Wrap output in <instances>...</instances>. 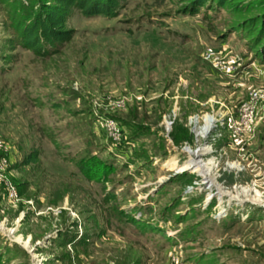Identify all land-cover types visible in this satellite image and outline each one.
I'll return each instance as SVG.
<instances>
[{
	"label": "rangeland",
	"instance_id": "1",
	"mask_svg": "<svg viewBox=\"0 0 264 264\" xmlns=\"http://www.w3.org/2000/svg\"><path fill=\"white\" fill-rule=\"evenodd\" d=\"M121 1L113 18L72 10L42 56L0 0V138L22 197L0 189L1 264H264V98L252 134L235 128L264 93V0Z\"/></svg>",
	"mask_w": 264,
	"mask_h": 264
},
{
	"label": "trees",
	"instance_id": "2",
	"mask_svg": "<svg viewBox=\"0 0 264 264\" xmlns=\"http://www.w3.org/2000/svg\"><path fill=\"white\" fill-rule=\"evenodd\" d=\"M30 8H19L21 0H13L17 14L21 9L22 19L16 21L14 31L18 42L32 49L39 55H49L59 50L61 45L71 39L72 32L66 29L67 17L72 10L78 9L86 16L115 17L122 6L121 0H31ZM38 1V5L37 2ZM192 11L198 12L200 7L208 6L210 9L215 0H190ZM229 0H219L222 6ZM30 9V10H28ZM28 10V12H27ZM15 18V17H14ZM17 19V18H16ZM37 158L36 153L30 154L25 163H31ZM88 163H81V169L88 174ZM92 177V176H91ZM15 181V180H14ZM16 183V182H15ZM17 184V183H16ZM18 186V184H17ZM19 188V186H18ZM124 216H128L124 214ZM0 259V264H1Z\"/></svg>",
	"mask_w": 264,
	"mask_h": 264
},
{
	"label": "built area",
	"instance_id": "3",
	"mask_svg": "<svg viewBox=\"0 0 264 264\" xmlns=\"http://www.w3.org/2000/svg\"><path fill=\"white\" fill-rule=\"evenodd\" d=\"M203 58L206 62L211 64L212 67L228 76L234 75L238 71L240 65L238 59H226L220 51L213 47L208 48L204 52ZM262 98H264L262 90L253 91L251 101L242 106L240 120L235 124L237 132H248L252 134L256 119L257 103ZM106 100L110 103L114 102L110 96H108ZM193 123H195L197 127L199 126V133L203 136L208 134L213 128L212 127L210 130H206L205 117H203V123H200V118L197 117H195ZM171 124L172 121L169 122L168 126ZM214 125L215 123L213 126ZM107 126L115 139L120 140L121 136H119V127L117 123L113 119H107ZM11 153V146L4 139L0 138V189L5 193L7 201L10 204L19 206V204H21L22 197L19 188L13 179ZM172 260L174 264H183L178 255H173Z\"/></svg>",
	"mask_w": 264,
	"mask_h": 264
},
{
	"label": "bare ground",
	"instance_id": "4",
	"mask_svg": "<svg viewBox=\"0 0 264 264\" xmlns=\"http://www.w3.org/2000/svg\"><path fill=\"white\" fill-rule=\"evenodd\" d=\"M205 120H206V119H205ZM206 123H207V125H209L208 122H207V120H206ZM210 127H211V126H210Z\"/></svg>",
	"mask_w": 264,
	"mask_h": 264
},
{
	"label": "crops",
	"instance_id": "5",
	"mask_svg": "<svg viewBox=\"0 0 264 264\" xmlns=\"http://www.w3.org/2000/svg\"><path fill=\"white\" fill-rule=\"evenodd\" d=\"M183 263V262H182ZM183 264H185V263H183Z\"/></svg>",
	"mask_w": 264,
	"mask_h": 264
}]
</instances>
